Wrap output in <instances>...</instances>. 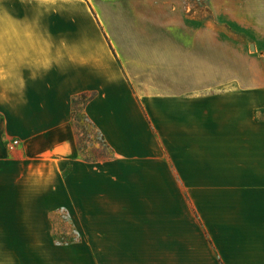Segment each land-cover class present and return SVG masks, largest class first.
I'll return each mask as SVG.
<instances>
[{
	"label": "crops",
	"instance_id": "crops-1",
	"mask_svg": "<svg viewBox=\"0 0 264 264\" xmlns=\"http://www.w3.org/2000/svg\"><path fill=\"white\" fill-rule=\"evenodd\" d=\"M181 6L0 0V165L32 143L42 164L57 155L65 164L77 152L73 101L87 94L85 112L117 158L151 169L179 156L197 176L214 177L118 185L116 199L107 186L78 196L73 185L2 178L0 264H264V0H210L207 23L190 22ZM222 46L234 86L172 82L221 79ZM236 53L243 56L233 62ZM11 115L18 137L8 141ZM56 198L69 207L115 202L116 212L88 217L99 231L61 246L44 214ZM84 247L98 261L78 256Z\"/></svg>",
	"mask_w": 264,
	"mask_h": 264
},
{
	"label": "rangeland",
	"instance_id": "rangeland-1",
	"mask_svg": "<svg viewBox=\"0 0 264 264\" xmlns=\"http://www.w3.org/2000/svg\"><path fill=\"white\" fill-rule=\"evenodd\" d=\"M174 2L182 5L181 7L183 8L185 6L189 7L187 13L189 14L190 22L204 21L207 23L212 17L211 9L208 6L210 0H174ZM222 39L227 38L222 37ZM211 50L206 45V69L208 62L213 64ZM221 52L222 54L219 57L221 65L219 75L222 77L221 79H188L172 82L175 84L177 82L179 87L188 88L189 90L197 87L208 89L212 87L228 88L234 86L235 81L227 79L230 71L229 48L222 46ZM240 56H243L242 53H236V57L232 55L233 62L236 59L239 60ZM210 69L212 68L210 67ZM5 98L4 96H0V103L3 106L6 105ZM77 107V114L81 118V121L79 127L76 126L78 137L76 154H72L65 159V164H63V161L57 159L59 155L55 158H46L42 164V161L37 157V145L32 143L28 145L30 151L25 153L20 160L0 165V179L3 178L5 182L10 184L44 185L45 189H49L53 185H73L78 190V196L85 194L79 191L99 190L107 186L109 187V192L106 194H109L110 199H116L112 198L113 195L117 194L115 191L117 190L116 186L123 184L196 183L201 178L205 181L213 182V176H197L195 170L189 166L186 167V163L179 156L174 159L166 158L159 165H153L151 169L146 168L148 165L139 164L134 160L117 158L114 156L112 149L109 150L104 145L95 127L87 119H84L83 112H86L82 100L77 104ZM227 108L222 107V110H228ZM12 118L11 115L10 119ZM6 127L8 130V141L18 137L14 132L18 128L15 120H8ZM170 154L168 153V155ZM100 193V191L91 192L92 195ZM54 200H46L44 214L45 217H53L54 221H56V225H54L56 227L54 230L56 236L55 242L57 244L60 243L61 246L80 242V238L89 230L96 229V231H99L102 226L100 221L85 223L84 220L88 217L91 216L92 218L99 219L101 215H114L116 212L115 202L78 201L76 207H69L68 205L60 206L63 203L62 199L56 198ZM77 254L81 257L88 255L92 258L93 262L95 260L98 261V255L95 254L93 257L87 247L78 248Z\"/></svg>",
	"mask_w": 264,
	"mask_h": 264
},
{
	"label": "trees",
	"instance_id": "trees-1",
	"mask_svg": "<svg viewBox=\"0 0 264 264\" xmlns=\"http://www.w3.org/2000/svg\"><path fill=\"white\" fill-rule=\"evenodd\" d=\"M91 97L87 94H82L76 98H74V110H73V117H74V120H75V124L77 127H79V123L81 121V118L78 116L77 112H78V107H77V104L80 102V100H82V102L84 103V105L87 104L88 100L90 99ZM83 117L84 119H87V121L95 127L94 123L90 120L89 116L83 112ZM96 129V127H95ZM97 130V129H96ZM101 136V135H100ZM102 140H103V143L104 145L109 149L111 150V148L109 147V145L106 143V141L103 139V137L101 136Z\"/></svg>",
	"mask_w": 264,
	"mask_h": 264
},
{
	"label": "built area",
	"instance_id": "built-area-1",
	"mask_svg": "<svg viewBox=\"0 0 264 264\" xmlns=\"http://www.w3.org/2000/svg\"><path fill=\"white\" fill-rule=\"evenodd\" d=\"M19 144V140L15 139L10 143V148L14 149Z\"/></svg>",
	"mask_w": 264,
	"mask_h": 264
}]
</instances>
